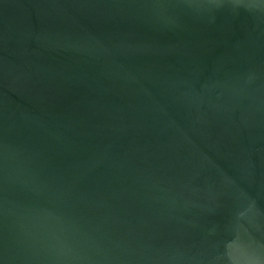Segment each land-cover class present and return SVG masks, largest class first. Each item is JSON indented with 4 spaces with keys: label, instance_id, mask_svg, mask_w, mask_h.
<instances>
[{
    "label": "water",
    "instance_id": "95a60500",
    "mask_svg": "<svg viewBox=\"0 0 264 264\" xmlns=\"http://www.w3.org/2000/svg\"><path fill=\"white\" fill-rule=\"evenodd\" d=\"M0 264H264V0H0Z\"/></svg>",
    "mask_w": 264,
    "mask_h": 264
}]
</instances>
